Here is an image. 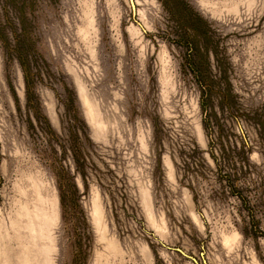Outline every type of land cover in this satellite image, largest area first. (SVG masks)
I'll use <instances>...</instances> for the list:
<instances>
[{"label": "rangeland", "instance_id": "obj_1", "mask_svg": "<svg viewBox=\"0 0 264 264\" xmlns=\"http://www.w3.org/2000/svg\"><path fill=\"white\" fill-rule=\"evenodd\" d=\"M0 264H264V0H0Z\"/></svg>", "mask_w": 264, "mask_h": 264}, {"label": "water", "instance_id": "obj_2", "mask_svg": "<svg viewBox=\"0 0 264 264\" xmlns=\"http://www.w3.org/2000/svg\"><path fill=\"white\" fill-rule=\"evenodd\" d=\"M184 255H186L187 256V254L185 253V252H183L182 250H180Z\"/></svg>", "mask_w": 264, "mask_h": 264}, {"label": "trees", "instance_id": "obj_3", "mask_svg": "<svg viewBox=\"0 0 264 264\" xmlns=\"http://www.w3.org/2000/svg\"><path fill=\"white\" fill-rule=\"evenodd\" d=\"M202 18V17H201ZM192 44L194 45L195 43H194V41H192ZM64 203V202H63Z\"/></svg>", "mask_w": 264, "mask_h": 264}]
</instances>
